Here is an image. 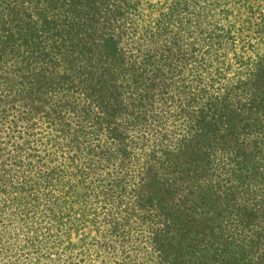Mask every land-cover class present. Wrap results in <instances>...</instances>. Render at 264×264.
<instances>
[{"label":"trees","instance_id":"1","mask_svg":"<svg viewBox=\"0 0 264 264\" xmlns=\"http://www.w3.org/2000/svg\"><path fill=\"white\" fill-rule=\"evenodd\" d=\"M217 5L0 0V204L27 233L80 205L102 264H264V49L233 67Z\"/></svg>","mask_w":264,"mask_h":264},{"label":"rangeland","instance_id":"2","mask_svg":"<svg viewBox=\"0 0 264 264\" xmlns=\"http://www.w3.org/2000/svg\"><path fill=\"white\" fill-rule=\"evenodd\" d=\"M177 0H175L176 2ZM212 5L230 9L229 21L236 27H243L242 32L234 30L230 44H222L218 52L224 51L233 67L237 55L253 56L264 49V0H209ZM173 0H142L143 20L153 22ZM215 12L218 13V9ZM177 25L185 26L188 16L181 14ZM217 18V16L215 17ZM212 18H206L209 21ZM227 22L228 20H224ZM251 28V31H246ZM69 201V200H68ZM80 205L72 209H63L60 225L50 223L46 215L36 214L28 226H22L20 215H12L11 207L3 208L0 204V264H33L36 253L24 247V238L36 233L40 243V264H102L106 260L105 252L96 246L98 240L95 225L89 219L77 223ZM87 210H90L87 207ZM91 212V211H90ZM91 218V215H88ZM73 223L76 227H73Z\"/></svg>","mask_w":264,"mask_h":264}]
</instances>
